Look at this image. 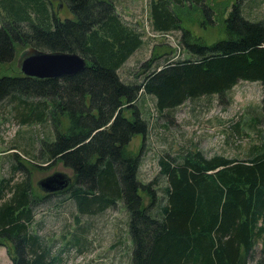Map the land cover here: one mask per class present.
Here are the masks:
<instances>
[{"label": "trees", "instance_id": "obj_1", "mask_svg": "<svg viewBox=\"0 0 264 264\" xmlns=\"http://www.w3.org/2000/svg\"><path fill=\"white\" fill-rule=\"evenodd\" d=\"M52 2L0 0V101L17 99L19 124L50 123L52 136L38 138L33 157L70 168L71 181L55 192L67 191L77 213L119 199L128 217V264H264L263 141L252 143L245 158L207 156L191 147L164 152L147 182L137 177L139 148H127L137 133L143 142L148 130L135 103L139 94L152 96L161 113L202 94L222 99L237 80L254 81L261 87L258 122L264 120V17H243L242 2H232L218 15L224 36L205 44L179 14L186 7L210 21L207 0H147L150 29L172 32L185 54H155L153 46L129 80L118 71L145 47L144 29L128 24L114 0H61L73 14L62 19ZM159 40L169 46L168 38ZM15 45L74 51L85 65L55 78L3 73L14 62ZM61 116L67 118L62 127ZM12 149V172L20 168L23 175L19 181L0 178V246L10 264H55L58 252L33 219V209L54 192L33 191L24 161L35 170L41 164L20 159L17 145ZM256 243L261 251L253 257Z\"/></svg>", "mask_w": 264, "mask_h": 264}, {"label": "rangeland", "instance_id": "obj_2", "mask_svg": "<svg viewBox=\"0 0 264 264\" xmlns=\"http://www.w3.org/2000/svg\"><path fill=\"white\" fill-rule=\"evenodd\" d=\"M52 1L54 11L57 3L54 2L56 0ZM207 2L213 9L210 21H204L203 15L198 12L190 13L192 10L186 7H183L179 14L182 16L181 24L190 29L192 34H197L205 44L224 36L218 15L221 10L226 13L232 2H242L243 17L253 19L264 17V0H207ZM114 4L118 14L128 24L139 30L140 24L146 22L147 27L143 25L141 28L152 30L146 20L147 0H114ZM56 11V15L61 19L73 17L63 3ZM146 29L142 30L146 37L145 39L142 37L145 47L139 49L137 47L132 56L124 61V65L118 71L121 77L133 79L137 64L150 55L153 46L155 54L166 56L175 54L164 41L153 40L148 36ZM176 33L178 34L177 30ZM24 47L15 45L14 62L8 70V66L5 65L1 70L3 73H18L15 67L16 60ZM180 53L181 56L185 54L184 50ZM260 88L258 82L237 80L222 99L216 94H202L195 98H187L183 104L172 110H163L161 113L154 108L152 96L139 94L135 103L140 115L147 122L148 130L143 142L141 134L137 133L127 143V148L133 153L139 148L138 179L142 182L151 180L158 167L156 164L158 156L164 152L174 155L181 147L201 149L207 156L220 153L232 158H245L252 143L264 142V120L258 122L261 114ZM16 104V98L12 101L7 99L0 101V178L13 176L14 181H19L23 170L19 168L12 172L11 165L17 161L13 156L16 149H12V146L17 145L20 159L35 160L33 156L36 153L38 138L44 136L50 139L52 132L48 121L19 124L17 110L14 109ZM18 108L21 110L20 106ZM60 119L61 127L66 125L67 118L61 116ZM35 161L41 164L37 170L32 169L28 161H24L25 166L30 168V182L34 192H40L34 188L39 178L53 171L65 172L71 181L70 168L61 162L56 161L49 165L39 158ZM157 185L160 186V180H157ZM138 192L144 195L140 188ZM66 195L67 191L54 192L33 209L37 233L45 237L53 253L58 252L59 258L55 264H128L131 244L126 230L128 217L121 201L117 199L113 206L102 210L77 213L71 198ZM259 248L260 244L256 243L253 257L259 255L261 251ZM10 263L6 248L0 246V264Z\"/></svg>", "mask_w": 264, "mask_h": 264}, {"label": "water", "instance_id": "obj_3", "mask_svg": "<svg viewBox=\"0 0 264 264\" xmlns=\"http://www.w3.org/2000/svg\"><path fill=\"white\" fill-rule=\"evenodd\" d=\"M61 0H57L58 6ZM85 59L78 53L66 50H41L36 47L25 46L16 60L17 70L21 75L47 78L60 77L61 75H72V73L83 70ZM70 182V177L65 172L53 171L36 182V187L47 194L63 190Z\"/></svg>", "mask_w": 264, "mask_h": 264}, {"label": "built area", "instance_id": "obj_4", "mask_svg": "<svg viewBox=\"0 0 264 264\" xmlns=\"http://www.w3.org/2000/svg\"><path fill=\"white\" fill-rule=\"evenodd\" d=\"M146 21V20H145ZM148 23V22H147ZM143 25L144 26H146L147 27V24H146V22H143ZM143 25H141V26H143ZM143 26V27H144ZM144 29H146V28H144ZM146 31V33H147V35H149V36H151V37H153L154 39H156V40H158V39H166V38H168V41L169 42H167V44L170 46V47H173V51L176 53V54H180V52H181V47L179 46V43H178V40L173 36V33L172 32H170V33H167V34H163V33H161L160 31H158V32H154L153 30H145ZM149 32H152L153 34L151 35Z\"/></svg>", "mask_w": 264, "mask_h": 264}, {"label": "crops", "instance_id": "obj_5", "mask_svg": "<svg viewBox=\"0 0 264 264\" xmlns=\"http://www.w3.org/2000/svg\"><path fill=\"white\" fill-rule=\"evenodd\" d=\"M134 18H135V17H134ZM140 22H141V21H140ZM141 25H142V24H140V26H139V27H141Z\"/></svg>", "mask_w": 264, "mask_h": 264}, {"label": "bare ground", "instance_id": "obj_6", "mask_svg": "<svg viewBox=\"0 0 264 264\" xmlns=\"http://www.w3.org/2000/svg\"><path fill=\"white\" fill-rule=\"evenodd\" d=\"M30 78V77H29ZM61 192V191H60Z\"/></svg>", "mask_w": 264, "mask_h": 264}]
</instances>
